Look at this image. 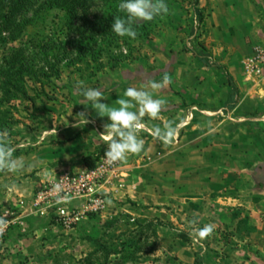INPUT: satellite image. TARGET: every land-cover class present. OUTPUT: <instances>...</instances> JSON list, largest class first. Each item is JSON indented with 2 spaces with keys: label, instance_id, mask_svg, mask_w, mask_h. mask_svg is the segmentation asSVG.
Here are the masks:
<instances>
[{
  "label": "crops",
  "instance_id": "1",
  "mask_svg": "<svg viewBox=\"0 0 264 264\" xmlns=\"http://www.w3.org/2000/svg\"><path fill=\"white\" fill-rule=\"evenodd\" d=\"M196 8L201 29L195 49L210 60L186 52L172 31L160 34L155 57L172 83L154 92L163 101L161 112L158 118L144 116L145 128L138 130V138L150 140L121 162V178L106 190V209L159 221L161 241L170 248L176 237L181 254L190 241L211 264H264V76H248L242 67L254 46L264 48V0H197ZM133 72L139 80L108 86L101 102L115 106L126 88L153 80L149 69ZM85 111V125L78 124L81 118H40L44 123L32 129L17 155L25 168L5 173V214L25 216L41 184L61 171L95 165L106 150L108 121L91 108ZM168 121L177 132L164 144L151 129ZM12 184L16 188L6 187ZM190 221L196 227L212 224L213 231L194 235Z\"/></svg>",
  "mask_w": 264,
  "mask_h": 264
},
{
  "label": "rangeland",
  "instance_id": "2",
  "mask_svg": "<svg viewBox=\"0 0 264 264\" xmlns=\"http://www.w3.org/2000/svg\"><path fill=\"white\" fill-rule=\"evenodd\" d=\"M196 1L166 0L169 8L167 15L151 22L134 23L137 32L135 40L118 37L110 29L101 28L103 8L98 0H89L76 9L71 22L60 11L37 10L39 4L34 3L25 15L30 21L23 27L22 36L0 47V69L11 66L21 68L28 95L27 99L17 96L4 105L9 109L11 118L0 127V131L7 133L15 148L14 155L21 153L19 149L30 140L32 129L44 123L41 117L50 115L61 119L60 116H65L69 120L85 114L91 105L80 95L81 85L99 88L102 93L108 91V86L116 89L119 83L132 82L135 78L139 80L133 72L136 67L142 71L149 69L153 80L160 81L165 75L160 67L164 66L160 65L154 50L155 45H161L159 39L164 30L172 31L173 40L195 58L198 52L194 44L201 29ZM7 36L5 34L4 37ZM141 139L145 146L150 137L143 136ZM120 164L121 161L119 167ZM118 171L112 182L104 187L105 198L108 195L106 190L121 178ZM5 173L0 171V225L4 221L14 224L11 223L0 235V264L212 262L210 258L202 259L199 251L194 252L190 241H186L189 251L184 254H181L182 247H178L176 237V242H171L169 248V244L162 242L157 233L159 221L137 220L135 216L110 208L70 230L52 226L38 216L32 218L30 210H24L25 216L19 212V218H6L2 208L9 201L1 195L6 182ZM16 219H20L19 223H15ZM149 222L156 226L147 227ZM177 255L185 260H180Z\"/></svg>",
  "mask_w": 264,
  "mask_h": 264
},
{
  "label": "clouds",
  "instance_id": "3",
  "mask_svg": "<svg viewBox=\"0 0 264 264\" xmlns=\"http://www.w3.org/2000/svg\"><path fill=\"white\" fill-rule=\"evenodd\" d=\"M118 9L121 15L114 16L110 31L118 37H127L131 40L137 38V32L133 27L136 21L151 22L169 12L166 0H119ZM171 83V79L165 74L160 81L148 79L144 87L140 89L128 87L122 96L115 100V106L101 102L105 98L99 88L80 86V95L90 103V108L96 115L107 117L108 122L104 125L107 144L103 155L106 163L124 162L128 154H138L143 150L144 141L138 138V130L145 128L142 118L146 115L158 118L163 101L154 98V92ZM79 117L81 120H78V124L81 121L84 125L89 122L84 113H81ZM176 132L177 129L172 121L164 123L162 127L154 126L151 129V135L164 144L170 143ZM14 152L15 148L11 145L7 133L0 131V171L17 173L25 168L23 160L15 156ZM6 187L14 189L16 185ZM61 191L60 183H56L52 188L57 202L60 199H67L66 196L60 195ZM108 203L111 201L109 200ZM195 225V221L189 222L194 235L201 237L211 233L214 227L212 224H206L203 227Z\"/></svg>",
  "mask_w": 264,
  "mask_h": 264
},
{
  "label": "built area",
  "instance_id": "4",
  "mask_svg": "<svg viewBox=\"0 0 264 264\" xmlns=\"http://www.w3.org/2000/svg\"><path fill=\"white\" fill-rule=\"evenodd\" d=\"M191 51L194 50L191 49ZM195 54L198 55V59L210 60L204 55ZM242 67L248 76L263 77L264 48L254 46L250 54L244 58ZM118 167L119 161L108 164L101 156L93 168L81 171H61L55 178L41 184L33 192L29 200L30 212L48 224L63 230L76 227L85 219L105 210L104 187L117 176ZM56 183L61 184L60 195L66 196L67 199H60L57 202L52 192ZM5 217L10 216L6 214ZM11 223L4 221L0 225V235Z\"/></svg>",
  "mask_w": 264,
  "mask_h": 264
},
{
  "label": "trees",
  "instance_id": "5",
  "mask_svg": "<svg viewBox=\"0 0 264 264\" xmlns=\"http://www.w3.org/2000/svg\"><path fill=\"white\" fill-rule=\"evenodd\" d=\"M87 1L89 0H0V47L5 42L16 41L22 36L23 27L30 21L25 15L34 3L39 4L37 10L60 11L65 14L67 21L71 22L75 18L76 9L85 5ZM98 1L103 8L100 26L103 30H109L114 16L121 15L118 9L119 0ZM5 34L8 36L4 37ZM0 94V127H2L11 118L9 109L4 106L5 103H9L17 96L22 99L28 98L21 68L15 69L11 66L5 70L0 69ZM146 226L152 227L154 223H146Z\"/></svg>",
  "mask_w": 264,
  "mask_h": 264
}]
</instances>
